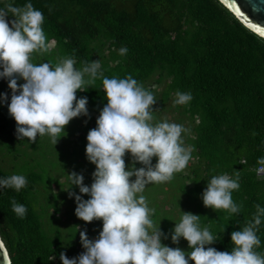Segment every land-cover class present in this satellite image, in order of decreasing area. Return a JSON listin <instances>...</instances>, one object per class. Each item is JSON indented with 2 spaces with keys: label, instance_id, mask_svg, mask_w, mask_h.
<instances>
[{
  "label": "trees",
  "instance_id": "1",
  "mask_svg": "<svg viewBox=\"0 0 264 264\" xmlns=\"http://www.w3.org/2000/svg\"><path fill=\"white\" fill-rule=\"evenodd\" d=\"M7 3L20 7L31 3L44 15L42 28L53 47L47 53H34V63L54 65L60 58L71 57L80 68L85 61L100 62L102 77L76 93L77 99H87L88 114L99 116L107 103L103 77L131 75L155 97L149 85H162L154 111L170 97L175 99L177 91L191 94L188 104L174 105L191 124L192 136H187L186 143L194 149L192 185L186 189L181 183L176 191L185 196L190 213L201 217V226L218 235L207 247L231 251L230 234L245 226L255 205L264 207V175L253 170L264 157V39L218 0H0V8ZM121 47L126 54L119 53ZM0 95L7 97L0 101L1 120L12 93L0 90ZM7 127L0 124L2 132ZM35 166L23 174L27 185L19 192L0 188V238L11 264H61L62 252L67 257L74 254L73 245L67 243L76 237L77 229L73 226L65 234L57 214L64 202L63 187L58 184L53 191L55 177L46 176L37 157L31 168ZM236 171L239 189L232 198L241 206L240 213L205 208L201 195L211 177L235 178ZM13 174L0 168V179ZM155 193L156 189L152 196ZM13 199L27 209L23 218L12 211ZM158 214L155 210L151 218ZM170 215L164 213L161 218L167 222ZM257 235L260 247L256 251L264 253V217ZM51 256L55 259L50 260Z\"/></svg>",
  "mask_w": 264,
  "mask_h": 264
},
{
  "label": "clouds",
  "instance_id": "2",
  "mask_svg": "<svg viewBox=\"0 0 264 264\" xmlns=\"http://www.w3.org/2000/svg\"><path fill=\"white\" fill-rule=\"evenodd\" d=\"M43 23V13L31 3L23 7L7 3L0 8V78L8 80L12 93L7 108L16 123L17 139L26 138L32 143L46 135L56 145L66 136L64 129L71 120L88 115V101L77 99V91L91 88L102 73L98 60L85 61L80 68L75 67L76 60L71 57L60 58L54 65L34 63V53L49 51ZM119 53L124 55L127 49L121 47ZM18 80L23 83L18 84ZM102 90L107 103L86 137L85 155L95 165L93 182L85 186L83 175H66V191L76 202L75 216L85 224L102 221V230L95 240L80 231L84 251L71 259L62 252L61 264H264V253L256 251L260 247L257 232L264 217L260 205L254 206V215L242 229L230 234L231 251L207 247L218 240V235L202 227L201 217L192 213L181 212L171 230L172 243L183 239L189 251L161 243L160 222L151 219L155 210L148 207L142 193L149 184L169 182L185 169L194 149L184 146L181 136L185 129L181 125L154 122L156 97L131 75L103 77ZM191 99L190 93L177 91L174 105H186ZM4 100L7 97L0 95V101ZM126 154L132 158V167L125 164ZM137 163L142 167L135 168ZM257 164L259 168L253 170L264 172V157ZM238 181V171L235 178L213 175L201 195L203 206L238 215L241 206L232 198V192L239 189ZM26 185V177L19 174L0 179V188L17 192ZM73 185L80 195L69 191ZM83 195L90 198L83 200ZM11 203L12 211L23 218L25 206L14 199Z\"/></svg>",
  "mask_w": 264,
  "mask_h": 264
},
{
  "label": "rangeland",
  "instance_id": "3",
  "mask_svg": "<svg viewBox=\"0 0 264 264\" xmlns=\"http://www.w3.org/2000/svg\"><path fill=\"white\" fill-rule=\"evenodd\" d=\"M49 48L53 47V42H48ZM150 81L147 83L149 84ZM18 84H22V80L17 81ZM157 93V103L159 104V92L162 89V85H149ZM0 90L10 92L8 88V80L0 78ZM174 98L160 104L158 110H155V121L162 122L167 121L169 123H176L181 125L185 131L182 133V140L185 147L190 146L186 143V138L191 137V131H189L191 124L185 115H178L179 110L174 108ZM8 104H4V119L0 120V124H7V130L2 132L0 130V168L6 172H14L15 174L23 175L30 170L36 169V166L31 168L36 163V157L40 159L46 176L54 175L55 184H53V191L58 190V184L63 187L64 202L60 206L58 215L61 217L62 225L64 226L65 234H68L73 226L76 227V237L70 242L68 246H72L74 254L68 258L78 257L83 251V247L80 243V231H86L87 237L90 240H95L99 232L102 230V221H93L85 224L83 221L77 219L74 214L76 208V202L74 196L69 198L67 188L69 186L66 175L75 172L78 175H83V184L89 186L93 182L92 173L95 171V165L88 162L85 155V148L87 144V133L89 129H93L96 126L97 114L89 113L87 116H80L74 118L65 127L64 131L66 136L58 140L56 145H53L48 136H38L36 142L30 143L26 138L23 140L17 139L16 135V123L8 114ZM89 116V117H88ZM89 119V122H88ZM154 121V122H155ZM62 135V134H61ZM125 164L128 167L133 166L132 158L126 154L124 157ZM194 158L192 157L188 162V165L182 171L175 173L172 182H165L160 184H149L142 193L148 202L150 209L157 210L159 216L151 218L154 222L159 224L160 231L163 233L161 243L165 246L175 248L179 247L181 250H185V243L183 239L178 244H173L171 241V230L174 228V223L179 222L182 213H190L191 206L185 202V196L181 192H177L178 185L183 183L185 188L188 189L192 182L190 181V166L193 164ZM156 158L152 159V164L155 165ZM135 168L142 167L141 164H135ZM52 174V175H51ZM133 180L135 177L132 178ZM74 187V190L71 189ZM69 191L74 195H80L79 189L76 186H71ZM155 195L152 196V192L155 191ZM159 189V190H158ZM158 190V191H157ZM83 200H87L90 197L83 195ZM188 205V206H187ZM184 208V209H183ZM68 213V214H67ZM166 213H171L168 221L162 220L161 216ZM66 215V219L64 218ZM167 237V238H164ZM67 246V247H68Z\"/></svg>",
  "mask_w": 264,
  "mask_h": 264
},
{
  "label": "water",
  "instance_id": "4",
  "mask_svg": "<svg viewBox=\"0 0 264 264\" xmlns=\"http://www.w3.org/2000/svg\"><path fill=\"white\" fill-rule=\"evenodd\" d=\"M235 18L239 20L248 30L252 31L247 25L264 28V0H218ZM239 10L242 15H237ZM264 39V37H261ZM0 264H11L7 250L0 238Z\"/></svg>",
  "mask_w": 264,
  "mask_h": 264
},
{
  "label": "snow or ice",
  "instance_id": "5",
  "mask_svg": "<svg viewBox=\"0 0 264 264\" xmlns=\"http://www.w3.org/2000/svg\"><path fill=\"white\" fill-rule=\"evenodd\" d=\"M221 2H223V0H221ZM237 15H242V13L237 10ZM252 31L256 32L258 35H260L261 37H264V28L261 27H253V25L248 24L247 25ZM0 247H2V245H0Z\"/></svg>",
  "mask_w": 264,
  "mask_h": 264
},
{
  "label": "built area",
  "instance_id": "6",
  "mask_svg": "<svg viewBox=\"0 0 264 264\" xmlns=\"http://www.w3.org/2000/svg\"><path fill=\"white\" fill-rule=\"evenodd\" d=\"M259 168V166L257 167V169ZM256 173L258 174V175H263L264 174V172H259V171H256Z\"/></svg>",
  "mask_w": 264,
  "mask_h": 264
}]
</instances>
